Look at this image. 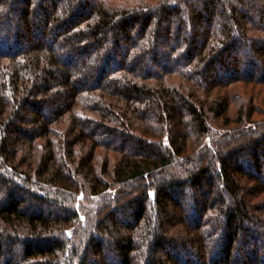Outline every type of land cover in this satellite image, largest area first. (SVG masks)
Segmentation results:
<instances>
[{
  "label": "trees",
  "instance_id": "trees-1",
  "mask_svg": "<svg viewBox=\"0 0 264 264\" xmlns=\"http://www.w3.org/2000/svg\"><path fill=\"white\" fill-rule=\"evenodd\" d=\"M257 113L264 0H0V264H264Z\"/></svg>",
  "mask_w": 264,
  "mask_h": 264
},
{
  "label": "rangeland",
  "instance_id": "rangeland-1",
  "mask_svg": "<svg viewBox=\"0 0 264 264\" xmlns=\"http://www.w3.org/2000/svg\"><path fill=\"white\" fill-rule=\"evenodd\" d=\"M249 107V106H248ZM254 119H264V114H255Z\"/></svg>",
  "mask_w": 264,
  "mask_h": 264
}]
</instances>
